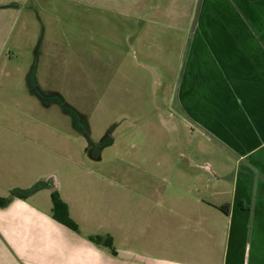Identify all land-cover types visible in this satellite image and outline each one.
I'll use <instances>...</instances> for the list:
<instances>
[{
    "label": "rangeland",
    "instance_id": "obj_1",
    "mask_svg": "<svg viewBox=\"0 0 264 264\" xmlns=\"http://www.w3.org/2000/svg\"><path fill=\"white\" fill-rule=\"evenodd\" d=\"M198 1L0 0V196L44 185L0 221L54 218L47 173L72 216L119 236L133 219L122 206L202 186L192 162L211 140L182 95Z\"/></svg>",
    "mask_w": 264,
    "mask_h": 264
},
{
    "label": "crops",
    "instance_id": "obj_2",
    "mask_svg": "<svg viewBox=\"0 0 264 264\" xmlns=\"http://www.w3.org/2000/svg\"><path fill=\"white\" fill-rule=\"evenodd\" d=\"M194 18L182 95L184 114L211 140L213 151L202 148L192 162L202 186L184 187L180 203L122 206L133 219L118 225L121 236L98 227L112 237L115 255L87 239L100 230L72 216L68 203L79 234L36 210L18 226L1 218L10 235L0 239V258L12 264L17 252L23 264H264V0H199ZM50 177H41L49 192L56 185ZM17 203L27 207L12 198L0 214Z\"/></svg>",
    "mask_w": 264,
    "mask_h": 264
},
{
    "label": "trees",
    "instance_id": "obj_3",
    "mask_svg": "<svg viewBox=\"0 0 264 264\" xmlns=\"http://www.w3.org/2000/svg\"><path fill=\"white\" fill-rule=\"evenodd\" d=\"M43 186L44 185H42L41 182H36L34 185L30 186L27 189L15 188L14 190H12L10 197L6 198L0 196V207L7 205L12 198L26 199L27 197L41 189ZM51 201L53 207V217L59 222L69 227L70 229L78 232V227L76 223L72 218L69 217L66 203L63 202L56 190L51 192ZM87 239L96 246L108 250L110 254H116V250L113 245V240L110 235H89L87 236Z\"/></svg>",
    "mask_w": 264,
    "mask_h": 264
},
{
    "label": "water",
    "instance_id": "obj_4",
    "mask_svg": "<svg viewBox=\"0 0 264 264\" xmlns=\"http://www.w3.org/2000/svg\"><path fill=\"white\" fill-rule=\"evenodd\" d=\"M55 188H56L55 186H52V187H51V192L54 191Z\"/></svg>",
    "mask_w": 264,
    "mask_h": 264
},
{
    "label": "flooded vegetation",
    "instance_id": "obj_5",
    "mask_svg": "<svg viewBox=\"0 0 264 264\" xmlns=\"http://www.w3.org/2000/svg\"><path fill=\"white\" fill-rule=\"evenodd\" d=\"M50 180H51V182H52V179H51V177L49 178ZM49 186V185H48Z\"/></svg>",
    "mask_w": 264,
    "mask_h": 264
}]
</instances>
